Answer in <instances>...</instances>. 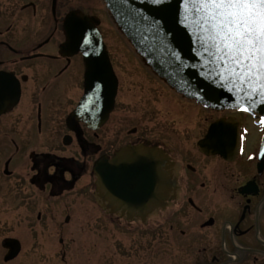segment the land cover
Returning a JSON list of instances; mask_svg holds the SVG:
<instances>
[{"label": "flooded vegetation", "instance_id": "obj_1", "mask_svg": "<svg viewBox=\"0 0 264 264\" xmlns=\"http://www.w3.org/2000/svg\"><path fill=\"white\" fill-rule=\"evenodd\" d=\"M87 1L0 0V264H264V114L172 84L113 16L100 81L62 49L67 16L105 3Z\"/></svg>", "mask_w": 264, "mask_h": 264}, {"label": "water", "instance_id": "obj_2", "mask_svg": "<svg viewBox=\"0 0 264 264\" xmlns=\"http://www.w3.org/2000/svg\"><path fill=\"white\" fill-rule=\"evenodd\" d=\"M104 1L115 21L122 30L125 29L123 32L134 38L127 29L128 26L131 27L150 48L143 53L161 58L156 69L163 71V76L172 84L183 87L210 104L248 106L264 114V91L257 90L255 84L249 86L237 81L224 72L221 62L214 55L215 50L210 45H205L200 38L201 33L197 28L196 17L192 14L191 3H186V0H165L163 5L153 4L152 0ZM161 7L162 12L155 11ZM100 23L96 17L69 14L64 23L66 42L62 49L73 55L81 53L91 67L90 70L101 71V81L109 77L111 69L98 28ZM250 88L255 90V94H251ZM108 94L103 88V95L106 97ZM110 171H104L105 178L112 176ZM155 171H152L154 179ZM95 172L97 173V165ZM105 181L106 199L112 206V184L110 180ZM149 196L152 211L163 205V194H160L159 187L154 183L150 191L146 190V199Z\"/></svg>", "mask_w": 264, "mask_h": 264}, {"label": "snow or ice", "instance_id": "obj_3", "mask_svg": "<svg viewBox=\"0 0 264 264\" xmlns=\"http://www.w3.org/2000/svg\"><path fill=\"white\" fill-rule=\"evenodd\" d=\"M164 2L152 0L156 5ZM186 3L192 4L191 11L196 17L202 42L215 50L214 55L224 72L264 91V0H186ZM155 11L162 12L163 8ZM250 92L255 94L251 88ZM4 98L5 89L0 84V101ZM243 110L249 111L250 108L244 106ZM230 135L229 126L221 122L209 129L208 142L212 146L227 147ZM142 159L148 160L149 157L134 154L128 163L135 164Z\"/></svg>", "mask_w": 264, "mask_h": 264}, {"label": "rangeland", "instance_id": "obj_4", "mask_svg": "<svg viewBox=\"0 0 264 264\" xmlns=\"http://www.w3.org/2000/svg\"><path fill=\"white\" fill-rule=\"evenodd\" d=\"M98 1L100 4H102L100 0H98ZM87 2H88V5H87L88 9H90L92 6H94L97 3L96 0H88ZM103 4H104V7L102 8V10H96L97 11V18H99V20L101 22V29L103 30V32L107 36V39L109 41H112V40L115 41L118 38H117L115 33L113 34V31H112L113 29H116L115 25L113 24V20H112L113 14L109 11V8L105 5V3H103ZM77 257H78L77 260H80L81 259V253H79V255H77Z\"/></svg>", "mask_w": 264, "mask_h": 264}]
</instances>
